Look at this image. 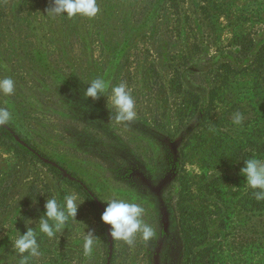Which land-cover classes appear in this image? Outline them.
<instances>
[{"label": "rangeland", "instance_id": "1", "mask_svg": "<svg viewBox=\"0 0 264 264\" xmlns=\"http://www.w3.org/2000/svg\"><path fill=\"white\" fill-rule=\"evenodd\" d=\"M97 3L96 17L68 18L47 14L50 0H0V79L15 81L0 107L19 138L63 166L56 173L0 140V264H264V201L240 174L244 160L264 159V0ZM96 78L110 87L92 99ZM120 83L135 101L131 122L117 123L108 103ZM66 194L83 202L76 218L51 238L37 232L38 256L19 254L26 222L36 229L47 200ZM113 199L145 209L150 241L112 240L101 215ZM88 232L98 239L85 255Z\"/></svg>", "mask_w": 264, "mask_h": 264}, {"label": "clouds", "instance_id": "2", "mask_svg": "<svg viewBox=\"0 0 264 264\" xmlns=\"http://www.w3.org/2000/svg\"><path fill=\"white\" fill-rule=\"evenodd\" d=\"M51 6L47 9V14L64 15L68 18L83 16L87 18L96 17L100 8L97 0H50ZM85 95L92 99H97L100 94H104L110 87L109 81L104 78H96L88 83ZM15 92V81L11 77L0 79V93L10 96ZM108 103L115 108V121L131 122L136 118L135 101L125 83L111 87V95ZM111 110V109H110ZM13 114L8 107H0V126L8 124L12 120ZM243 121L241 113L233 114L232 123L240 125ZM244 167L240 174L246 178V186L254 191L257 201H264V159L256 157L244 160ZM234 189H237L233 186ZM83 202L75 194H66L63 202H59L55 196L46 202V212L39 219L36 229L28 227L32 223L29 219L26 222L27 231L19 234L15 239L13 247L23 256L28 253L30 256H38L39 244L37 242V232L53 237L57 232L64 229L70 219L76 218L78 209ZM106 203V208L101 215L102 221L111 226L110 236L112 240L123 241L128 245H133L137 233L141 234L142 239L150 241L154 235V228L143 221L142 216L145 209L138 203L127 202L122 199H113ZM46 217V218H45ZM53 221V225L49 224ZM91 232H88L84 239V253L91 254L97 241ZM21 264H28V258L24 257Z\"/></svg>", "mask_w": 264, "mask_h": 264}, {"label": "trees", "instance_id": "3", "mask_svg": "<svg viewBox=\"0 0 264 264\" xmlns=\"http://www.w3.org/2000/svg\"><path fill=\"white\" fill-rule=\"evenodd\" d=\"M260 60L264 62V44L259 49ZM5 138V140H10L14 142L18 147H20L23 151L28 154L36 157L43 165L47 166L51 170L56 173L61 174L62 165L53 158L46 156L42 151L38 150L36 146L31 144L26 138H19L17 135V130L10 123L0 126V140ZM74 186L79 189L85 198H87L90 202L94 203L100 210L102 209V205L100 204L94 190L91 188L89 184H87L84 180H79L76 176L70 175L67 177ZM179 226L184 239V249L185 254L188 256L194 255V248L198 246V243H195V238L190 231L189 225L186 223L185 215L181 214L179 217Z\"/></svg>", "mask_w": 264, "mask_h": 264}]
</instances>
